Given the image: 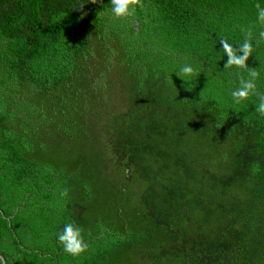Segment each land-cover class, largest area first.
Here are the masks:
<instances>
[{"label": "trees", "instance_id": "obj_1", "mask_svg": "<svg viewBox=\"0 0 264 264\" xmlns=\"http://www.w3.org/2000/svg\"><path fill=\"white\" fill-rule=\"evenodd\" d=\"M142 2L114 20L110 0H0L7 264H264V117L256 95L233 102L248 70L220 43L251 30L264 94V0Z\"/></svg>", "mask_w": 264, "mask_h": 264}, {"label": "clouds", "instance_id": "obj_2", "mask_svg": "<svg viewBox=\"0 0 264 264\" xmlns=\"http://www.w3.org/2000/svg\"><path fill=\"white\" fill-rule=\"evenodd\" d=\"M103 0H88V3L102 4ZM111 14L114 20H126L133 17L136 14L137 8H143L144 4L142 0H110ZM84 4H81L79 10L83 11ZM257 12V22L264 26V7L261 4H255ZM83 15H87L86 12ZM264 42V30L260 31L257 38V45ZM223 53L227 56V62L225 69L237 68L247 69L248 78L246 79L243 75L239 76V87L231 92L232 100L235 104L247 100L251 95L258 97V104L256 106V112L264 117V94H260L256 91V79L259 77V73L255 69H249L247 61L252 56L253 45H252V32L251 30L245 31V39L242 44L238 47H233L228 43L227 39L220 38ZM194 69L191 65H184L176 73L186 85L190 83V77L193 75ZM106 86V85H105ZM82 229L76 226L74 223H66L63 230L57 234L58 242L63 247V250L73 256H79L88 249V244L85 242L82 236ZM0 264H7L4 257L0 256Z\"/></svg>", "mask_w": 264, "mask_h": 264}, {"label": "water", "instance_id": "obj_3", "mask_svg": "<svg viewBox=\"0 0 264 264\" xmlns=\"http://www.w3.org/2000/svg\"><path fill=\"white\" fill-rule=\"evenodd\" d=\"M1 256V255H0ZM3 257V256H2Z\"/></svg>", "mask_w": 264, "mask_h": 264}, {"label": "rangeland", "instance_id": "obj_4", "mask_svg": "<svg viewBox=\"0 0 264 264\" xmlns=\"http://www.w3.org/2000/svg\"><path fill=\"white\" fill-rule=\"evenodd\" d=\"M96 150V149H95Z\"/></svg>", "mask_w": 264, "mask_h": 264}]
</instances>
